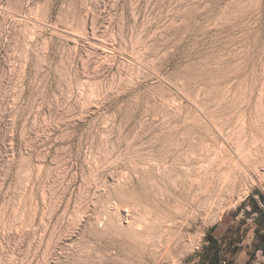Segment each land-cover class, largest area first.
<instances>
[{
	"label": "rangeland",
	"instance_id": "obj_1",
	"mask_svg": "<svg viewBox=\"0 0 264 264\" xmlns=\"http://www.w3.org/2000/svg\"><path fill=\"white\" fill-rule=\"evenodd\" d=\"M256 207L264 0H0V264H209Z\"/></svg>",
	"mask_w": 264,
	"mask_h": 264
},
{
	"label": "crops",
	"instance_id": "obj_2",
	"mask_svg": "<svg viewBox=\"0 0 264 264\" xmlns=\"http://www.w3.org/2000/svg\"><path fill=\"white\" fill-rule=\"evenodd\" d=\"M260 220L261 218L251 219V221L254 222V226L247 232L246 238L241 237L242 241L236 240V238H232V236H230L229 238H225V240H223L224 236H222L221 238L222 240H218V242L221 245L222 243H224L221 246L222 250H220V257L222 255H226L229 258L232 257L235 259L240 255L242 257L246 256V258L249 259L250 252L251 253L255 252L257 256L261 254L264 257V241H262L263 243V246H262V244H259L260 239L258 238L260 234H263L262 236H264V228H263L264 223H260L259 222ZM258 244H259V247H258ZM262 247H263V250L260 249ZM248 261L249 260H246V262L241 263V264H250V262ZM259 264H262V263H259Z\"/></svg>",
	"mask_w": 264,
	"mask_h": 264
},
{
	"label": "trees",
	"instance_id": "obj_3",
	"mask_svg": "<svg viewBox=\"0 0 264 264\" xmlns=\"http://www.w3.org/2000/svg\"><path fill=\"white\" fill-rule=\"evenodd\" d=\"M260 212L261 220L259 221L260 223H264V213L260 211L258 207L254 208V211ZM263 221V222H262ZM263 241H264V236H263ZM263 249V248H260ZM207 250L210 251L211 254L208 256V263L209 264H218L220 260V249L218 247V243L210 237V246L207 248Z\"/></svg>",
	"mask_w": 264,
	"mask_h": 264
},
{
	"label": "built area",
	"instance_id": "obj_4",
	"mask_svg": "<svg viewBox=\"0 0 264 264\" xmlns=\"http://www.w3.org/2000/svg\"><path fill=\"white\" fill-rule=\"evenodd\" d=\"M223 264H227V262H226V261H224V262H223Z\"/></svg>",
	"mask_w": 264,
	"mask_h": 264
},
{
	"label": "bare ground",
	"instance_id": "obj_5",
	"mask_svg": "<svg viewBox=\"0 0 264 264\" xmlns=\"http://www.w3.org/2000/svg\"><path fill=\"white\" fill-rule=\"evenodd\" d=\"M258 166V165H257ZM171 245V244H170Z\"/></svg>",
	"mask_w": 264,
	"mask_h": 264
}]
</instances>
